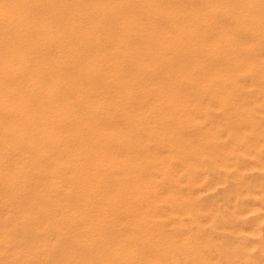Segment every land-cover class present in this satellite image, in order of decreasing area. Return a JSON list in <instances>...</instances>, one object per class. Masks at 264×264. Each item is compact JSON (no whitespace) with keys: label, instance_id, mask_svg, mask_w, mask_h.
<instances>
[{"label":"bare ground","instance_id":"1","mask_svg":"<svg viewBox=\"0 0 264 264\" xmlns=\"http://www.w3.org/2000/svg\"><path fill=\"white\" fill-rule=\"evenodd\" d=\"M222 85L264 101V0H0V218L34 215L11 227L38 234L19 247L55 264H197L180 118L230 116Z\"/></svg>","mask_w":264,"mask_h":264},{"label":"rangeland","instance_id":"2","mask_svg":"<svg viewBox=\"0 0 264 264\" xmlns=\"http://www.w3.org/2000/svg\"><path fill=\"white\" fill-rule=\"evenodd\" d=\"M254 43L256 42L254 41ZM256 47L258 46L256 45ZM194 85L186 84L184 91L188 88L189 91L197 92L199 87ZM253 86L249 87L252 89L243 88L244 93L241 87L232 91L223 85L220 87L221 89H218L219 91H216L218 93H229L230 90L234 92L240 101L235 97V101L233 100L235 103H230L232 98L228 97L226 101L222 100V103H227L229 106L240 104L244 109L247 107L252 109L254 120L256 119L260 126L254 127L258 129L254 127L252 129L248 118L243 117V114L239 115L238 112L236 114L237 110L233 108L236 107L235 105L231 108H227L228 105H225L227 109L234 110H230L232 113L228 117L223 116L224 112L221 113V108L210 106V109H206L209 114L208 118L212 116L210 119L207 118L210 121L207 119L203 121L199 117L191 119L192 117L184 116L188 120L183 116L180 118L182 120L180 133L186 136L187 147L184 154L190 181L187 172L181 175L184 179V189L189 186V190L194 191L198 203V214H195V230L198 249L201 250V253L197 264H264V137L258 133L264 129L261 126L264 125V111H262L264 101L260 97L259 89L257 90L256 87L254 89ZM192 87L195 89H191ZM238 92L243 96L241 97ZM97 96L96 93V98ZM103 100H105L104 97ZM242 101H244L243 104ZM105 104L107 102L104 103L105 110L116 115V119L123 127L125 125L122 123L123 120L121 121L122 115H124L123 109L120 110L121 107L114 106L112 108L109 103L110 106L106 107ZM194 108H196L194 112L191 110L195 113L194 115L202 114L199 108ZM240 116L243 118H238ZM154 120V117L148 114L141 121L144 123ZM229 121L232 123L230 124ZM208 123L213 125L214 129L217 128V133L212 134L213 136L206 135L208 134L206 133ZM247 123L250 126H246ZM230 125L232 126L230 127ZM144 127L147 128V125L141 128H137L136 125L133 134L135 136L138 134L145 141L147 147L161 153L166 141L157 137L156 134H151L146 138V128ZM233 127L244 129L243 132L246 133L237 134ZM254 133L258 135H254ZM183 216L185 217V214ZM28 218L35 219V216L11 214V216L0 218V229L8 227L7 230L10 231L13 239V243L7 246L0 243V264H55L53 262L54 255L51 253L45 255L39 248L40 246L36 249L37 252L34 250L36 253L33 254H28L19 247V241L34 240L38 236L36 231H24L19 227H11L14 221ZM44 234L46 238H50L52 233L45 232Z\"/></svg>","mask_w":264,"mask_h":264}]
</instances>
